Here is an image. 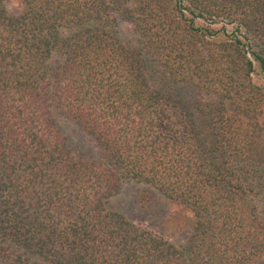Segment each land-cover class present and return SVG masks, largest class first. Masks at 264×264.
Wrapping results in <instances>:
<instances>
[{"label":"trees","instance_id":"16d2710c","mask_svg":"<svg viewBox=\"0 0 264 264\" xmlns=\"http://www.w3.org/2000/svg\"><path fill=\"white\" fill-rule=\"evenodd\" d=\"M7 2L0 264H264V0Z\"/></svg>","mask_w":264,"mask_h":264},{"label":"rangeland","instance_id":"374dc122","mask_svg":"<svg viewBox=\"0 0 264 264\" xmlns=\"http://www.w3.org/2000/svg\"><path fill=\"white\" fill-rule=\"evenodd\" d=\"M8 9L12 12H16L19 8V0H8L7 2ZM119 33L120 37L128 44L132 45L136 42V33L133 30V26L126 22V21H121L119 24ZM185 93H187L188 90H183ZM63 128L69 137L70 144L75 152H80L81 151V146L83 144H88L91 147L93 146V142L90 139V137L84 133L78 126L66 122L63 124ZM139 188L136 184L133 185H128L124 188V190L114 197L111 201V207L115 211L121 212L125 214L126 216L130 218H138L140 215L138 211H136L137 205L135 204V198L137 196ZM166 206V211L170 207L172 211L176 210L178 208L177 205L175 204H165ZM153 229L156 231H162L163 227L161 226H155L153 225ZM166 233L169 235V237H174L177 239L179 234L177 235L173 230H172V225L171 223L168 224L167 229L165 230ZM180 235H182L180 233ZM173 238V239H174Z\"/></svg>","mask_w":264,"mask_h":264}]
</instances>
